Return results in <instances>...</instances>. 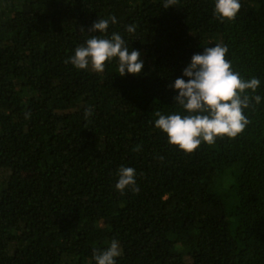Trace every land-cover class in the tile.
Returning a JSON list of instances; mask_svg holds the SVG:
<instances>
[{
    "label": "trees",
    "instance_id": "16d2710c",
    "mask_svg": "<svg viewBox=\"0 0 264 264\" xmlns=\"http://www.w3.org/2000/svg\"><path fill=\"white\" fill-rule=\"evenodd\" d=\"M240 3L220 20L214 0H0V264H95L114 239L116 264H264V102L191 153L154 127L181 111L171 83L205 46H227L264 97V0ZM99 17L116 18L106 34L88 31ZM112 32L141 74L68 62ZM120 166L135 190L115 189Z\"/></svg>",
    "mask_w": 264,
    "mask_h": 264
},
{
    "label": "clouds",
    "instance_id": "9594fccd",
    "mask_svg": "<svg viewBox=\"0 0 264 264\" xmlns=\"http://www.w3.org/2000/svg\"><path fill=\"white\" fill-rule=\"evenodd\" d=\"M174 0H165V8ZM241 8L240 0H214V15L220 19L232 20ZM111 20L99 17L89 32L106 34ZM127 33H135V25L126 26ZM227 46L216 43L205 46L202 52H195L183 69L182 76L177 77L171 88L176 91L174 103L181 111L162 113L157 111L154 127L167 136L171 145L187 153L196 150L202 143L212 145L218 137L234 138L249 124L246 110L264 102V97L257 94L261 85L258 77L245 79L234 70L227 58ZM115 60L117 72L139 75L144 68L141 52L129 47L118 32L111 35H93L78 45L68 57L77 70H91L101 73L107 62ZM187 77V79H185ZM91 115L85 110V117ZM115 189L121 193L136 184V171L130 166L117 169ZM122 254L118 240H112L106 247L93 252L95 264H116Z\"/></svg>",
    "mask_w": 264,
    "mask_h": 264
},
{
    "label": "rangeland",
    "instance_id": "374dc122",
    "mask_svg": "<svg viewBox=\"0 0 264 264\" xmlns=\"http://www.w3.org/2000/svg\"><path fill=\"white\" fill-rule=\"evenodd\" d=\"M35 171L34 170H25L22 172L23 175H29V174H33Z\"/></svg>",
    "mask_w": 264,
    "mask_h": 264
}]
</instances>
